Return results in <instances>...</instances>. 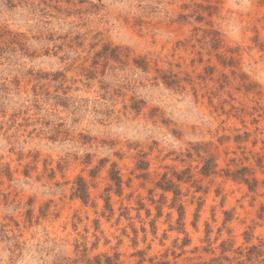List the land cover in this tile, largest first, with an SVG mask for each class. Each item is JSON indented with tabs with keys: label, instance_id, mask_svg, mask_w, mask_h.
<instances>
[{
	"label": "rangeland",
	"instance_id": "obj_1",
	"mask_svg": "<svg viewBox=\"0 0 264 264\" xmlns=\"http://www.w3.org/2000/svg\"><path fill=\"white\" fill-rule=\"evenodd\" d=\"M112 3L0 0V264H237L264 243V0Z\"/></svg>",
	"mask_w": 264,
	"mask_h": 264
},
{
	"label": "trees",
	"instance_id": "obj_2",
	"mask_svg": "<svg viewBox=\"0 0 264 264\" xmlns=\"http://www.w3.org/2000/svg\"><path fill=\"white\" fill-rule=\"evenodd\" d=\"M209 162V160L207 161ZM258 163L260 165V167L263 169L262 172L264 173V165H261V159L259 158ZM215 167V165L213 164L211 166V169ZM210 168H208L206 165H204V167H202V173L204 174H209ZM252 171L250 169H248L247 167H241L238 170H235L233 172H230L229 170H226V175L230 176L232 179L234 180H239L243 183H245L248 188L250 190H254L256 184H257V180L252 178H248L247 175H251ZM264 182V180H263ZM173 184L169 183L168 186H166L164 189L165 190H172L173 191ZM84 193V192H83ZM81 195V194H80ZM225 246V242L221 243V248L222 251H226L227 249L224 248ZM264 243H260L259 245H253L247 248L246 251H243V249H238L237 250V254H238V258H241L244 256L243 259H238L237 260V264H253L255 261H257L260 264H264ZM263 256L260 260L259 257ZM226 258V257H224ZM200 264V263H198ZM202 264H221V262L219 261V257L218 258H213L211 259L209 262H204Z\"/></svg>",
	"mask_w": 264,
	"mask_h": 264
},
{
	"label": "clouds",
	"instance_id": "obj_3",
	"mask_svg": "<svg viewBox=\"0 0 264 264\" xmlns=\"http://www.w3.org/2000/svg\"><path fill=\"white\" fill-rule=\"evenodd\" d=\"M97 2H98V0H91V3H93V4H95ZM101 2H102L103 7H102L101 11L98 13L99 17H105V12L107 11V9L117 6L116 4L112 3V0H101ZM147 2H148V0H145V3H147ZM4 118L5 117H0V119H4ZM41 256H43V253H41ZM44 259L46 261L48 259V257H45ZM6 264H7V261H6ZM12 264H14V261L12 262Z\"/></svg>",
	"mask_w": 264,
	"mask_h": 264
}]
</instances>
